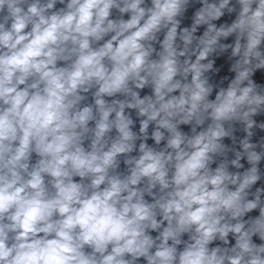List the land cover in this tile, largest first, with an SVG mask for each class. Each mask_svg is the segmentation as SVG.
Listing matches in <instances>:
<instances>
[{"label": "clouds", "instance_id": "9594fccd", "mask_svg": "<svg viewBox=\"0 0 264 264\" xmlns=\"http://www.w3.org/2000/svg\"><path fill=\"white\" fill-rule=\"evenodd\" d=\"M0 264H264V0H0Z\"/></svg>", "mask_w": 264, "mask_h": 264}]
</instances>
